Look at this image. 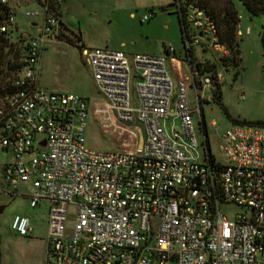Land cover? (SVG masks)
I'll return each mask as SVG.
<instances>
[{"label":"built area","instance_id":"2783aa9c","mask_svg":"<svg viewBox=\"0 0 264 264\" xmlns=\"http://www.w3.org/2000/svg\"><path fill=\"white\" fill-rule=\"evenodd\" d=\"M62 2L41 0L39 10L25 14L41 23H32L34 31L27 32L8 1L0 0V36L9 44L22 40L21 66L9 89L0 88L5 92L0 153L11 155L0 164V193L2 186L17 191L27 184L30 208L47 203L44 264H264V128L226 130L220 136L222 164L210 152L201 116L202 103L213 99L205 90L224 78L217 69L201 72L192 49L214 52L220 69V60L228 57L212 18L176 0L177 11L185 10L188 65L178 79L167 69L171 47L167 55L130 57L109 49L82 50L104 99L91 113L103 120L102 134L115 146L99 151L87 148L84 138L88 101L38 87L40 56L45 40L54 37ZM133 70L138 72L134 98ZM227 204L242 212L229 219L221 210ZM70 206L75 215L68 229ZM11 229L21 237L32 233L22 216L13 218Z\"/></svg>","mask_w":264,"mask_h":264},{"label":"rangeland","instance_id":"374dc122","mask_svg":"<svg viewBox=\"0 0 264 264\" xmlns=\"http://www.w3.org/2000/svg\"><path fill=\"white\" fill-rule=\"evenodd\" d=\"M7 1L16 14L21 30L33 32L31 24L41 23L40 17L34 20L25 18L27 12L40 9L41 0ZM174 3L176 5V0H63L61 3L59 18L66 33L75 39L76 44L69 45L51 37L45 40L38 66V87L47 88L48 93L75 95L88 101L90 111L84 129L87 148L113 151L115 146L110 138H104L102 134L103 120L96 119L91 113L92 109L104 103V99L90 79L82 50L109 49L130 57L162 55L164 49L171 47L174 53L166 60L167 69L173 79H178L188 73V65L184 61L182 27ZM233 3L240 17L239 72L217 66L224 81L219 86L218 94L213 87L207 88L205 95H219L220 101L203 102L201 105L210 152L222 164L225 161L220 150V136L234 126L232 120L264 122V56L261 41L264 16L251 17L240 1L233 0ZM130 13L134 16L130 17ZM151 13L154 14L151 19L141 22L144 15L149 16ZM192 52L198 63H217L216 54L211 50L195 46ZM170 65L173 66V72ZM177 68H180V72ZM132 73L135 74L131 78L130 91L134 98L138 72L133 70ZM188 95L190 106L195 108L193 90L190 89ZM199 115L198 112L194 115L196 126ZM167 130L170 131L169 128ZM8 161H11V155L0 153V164ZM1 188L4 193H0V264H44L47 203L35 209L30 208L26 196L31 193V189L27 184H20L17 191L5 186ZM221 210L229 219L242 212V209L230 204L223 205ZM74 215L75 209L70 206L69 220L66 222L68 229L73 225L71 219ZM15 216L26 217L31 221L33 230L29 237H21L11 229Z\"/></svg>","mask_w":264,"mask_h":264},{"label":"trees","instance_id":"16d2710c","mask_svg":"<svg viewBox=\"0 0 264 264\" xmlns=\"http://www.w3.org/2000/svg\"><path fill=\"white\" fill-rule=\"evenodd\" d=\"M183 6L191 5L200 10L205 11L213 20L216 27L217 37L219 43L228 51V57L220 60V65L224 68H231L239 72L241 65V54L239 49V38L237 37V29L239 25L240 17L236 11L233 0H180ZM242 3L247 13L251 17L264 16V0H238ZM175 5V3L173 4ZM176 6V5H175ZM60 11V9H59ZM184 9L180 8V12L177 11L178 21L181 24L183 22ZM58 25L55 29L53 39H58L69 45H75V39L66 33L62 23L59 19V12L57 13ZM80 41V37H78ZM262 47L264 56V27L262 32ZM22 40H17L13 44H9L8 41L0 36V88L9 89V80L15 74V72L21 66L22 58ZM197 67L202 68L201 72H215L217 65L210 62L197 64ZM7 80V81H6ZM217 94L219 93V86L216 88ZM10 92L11 90H6ZM5 92L0 90V102L4 97ZM213 101H220V96L214 94ZM202 116V115H201ZM234 125H249L254 127L264 128V122H239L232 120Z\"/></svg>","mask_w":264,"mask_h":264},{"label":"crops","instance_id":"0c3cea01","mask_svg":"<svg viewBox=\"0 0 264 264\" xmlns=\"http://www.w3.org/2000/svg\"><path fill=\"white\" fill-rule=\"evenodd\" d=\"M129 16H130V17H133L134 14H133V13H130ZM59 17H60V11H59ZM59 19H60V18H59ZM60 22H61V20H60ZM162 55H167V54H166V49L163 50V54H162ZM168 57H169V55H168ZM170 68H171V71L173 72V66L170 65ZM184 73H185V72H184ZM173 75H174V73H173ZM89 76H90V75H89ZM176 77L178 78V76H176ZM90 79H91V81L93 82V79H92L91 77H90ZM93 83H94V82H93ZM42 90L47 91V88L44 87ZM30 224H31V221H30ZM32 230H33V229H32ZM45 237H46V236H45ZM45 250H46V240H45Z\"/></svg>","mask_w":264,"mask_h":264},{"label":"water","instance_id":"95a60500","mask_svg":"<svg viewBox=\"0 0 264 264\" xmlns=\"http://www.w3.org/2000/svg\"><path fill=\"white\" fill-rule=\"evenodd\" d=\"M141 141H142V138H141V135L139 133V145L141 144ZM42 146H44V143H42ZM2 211V208H0V212Z\"/></svg>","mask_w":264,"mask_h":264}]
</instances>
